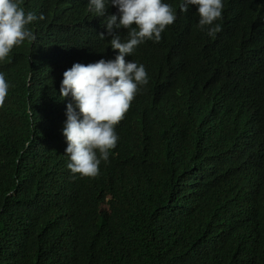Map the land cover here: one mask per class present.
<instances>
[{
    "label": "trees",
    "instance_id": "1",
    "mask_svg": "<svg viewBox=\"0 0 264 264\" xmlns=\"http://www.w3.org/2000/svg\"><path fill=\"white\" fill-rule=\"evenodd\" d=\"M164 2L175 21L126 57L148 83L108 161L80 176L59 87L73 63L114 58L105 17L22 0L45 19L0 61V264H264V0H224L215 38L195 6Z\"/></svg>",
    "mask_w": 264,
    "mask_h": 264
},
{
    "label": "clouds",
    "instance_id": "2",
    "mask_svg": "<svg viewBox=\"0 0 264 264\" xmlns=\"http://www.w3.org/2000/svg\"><path fill=\"white\" fill-rule=\"evenodd\" d=\"M22 0H0V61H4L14 46L36 39L29 25L43 20L33 11L21 7ZM195 6L198 26L215 38L221 30L224 0H180V10ZM110 7L116 12L107 14ZM88 11L95 17H105L103 26L114 58H101L92 63L75 62L63 72L59 96L71 97L67 103L66 120L62 128L67 147V168L73 175L95 176L101 162H107L110 151L118 142L115 126L123 118L140 86L148 83L143 64L127 60L146 40L159 42L166 26L176 14L164 0H88ZM127 30L121 37L120 32ZM110 37V39H109ZM5 74L0 72V105L9 91Z\"/></svg>",
    "mask_w": 264,
    "mask_h": 264
}]
</instances>
